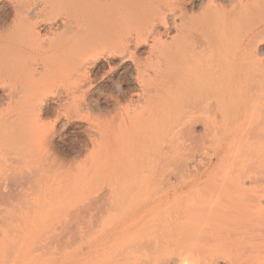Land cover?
<instances>
[{"label":"bare ground","instance_id":"1","mask_svg":"<svg viewBox=\"0 0 264 264\" xmlns=\"http://www.w3.org/2000/svg\"><path fill=\"white\" fill-rule=\"evenodd\" d=\"M12 1L0 17V264H264V0ZM105 55L129 85L114 81L96 108L87 68ZM69 127L66 154L55 141ZM235 134L255 150L247 177L231 171L235 157L215 166ZM95 173L111 193L133 189L109 201L145 228L93 250L95 239L62 229L65 189ZM18 230L26 240L7 259Z\"/></svg>","mask_w":264,"mask_h":264},{"label":"rangeland","instance_id":"2","mask_svg":"<svg viewBox=\"0 0 264 264\" xmlns=\"http://www.w3.org/2000/svg\"><path fill=\"white\" fill-rule=\"evenodd\" d=\"M223 1H226V0H223ZM228 1L229 0H227V2ZM13 3H14V1H12V0H0V17L2 16V18L5 19V18H7L9 13H12ZM195 3L197 4V2H195ZM36 6L39 7V5H36ZM258 11H257V16H258ZM263 13H264V10H261L259 12L258 17H261L263 15ZM58 24H60V22ZM56 26H54V28ZM49 27H50V25L48 23L45 26H42V25L37 26L38 30H40L42 32V34L46 33L47 30L49 29ZM258 46H259L258 49L262 52V50H264V41L262 42L261 40H259ZM110 63H111V65L117 64V63H119V59L110 58V56L105 55L98 62H96L92 65H89V67L87 68L89 71L88 74L90 75L91 80H93V82H92L93 87L88 92L87 97L90 100V104L91 105L94 104L92 106L96 105L97 106V107L95 106L96 108H101L104 106L106 107V105L107 106L109 105L110 102H109V98L107 97L108 96L107 93L109 94L110 89L114 87V85L112 84L114 81H117V82L120 81L119 83L122 82V84H124L123 86H125V87L129 85L127 83H124L123 79H121V77H120L121 73L119 75L118 73L110 74V72H108V73L106 72L109 70ZM120 71H122V70H119V72ZM104 72H106V73H104ZM122 75H123V73H122ZM110 78H112V79H110ZM3 90H4L3 88L0 89V96L3 95L2 94L4 92ZM106 102H108V103H106ZM1 103H2V101L0 100V105H1ZM42 109L44 112V115H43L44 121L46 123H53L55 121V118H56L55 116H56L57 106L55 104H53L52 101L44 102ZM64 121L65 120L61 119L57 122L56 127L58 130H61V127H62V124L64 123ZM244 123L245 122H242L240 124V125H242V128L244 127ZM71 130H73V131H71ZM244 130L246 132H249V135L253 136V133H254L253 129L249 130V128H244ZM63 133L65 134L66 137L64 136ZM67 134L69 136H67ZM75 138H76V128L69 127L67 129V131L62 132V135L60 137L56 138L57 141H55V144H56L59 151H61L62 153L66 152V154H68V152L70 153V151H71V146H72V143L75 141ZM211 138L212 139L215 138V135H211ZM240 138H242V135L240 136L239 134H235L234 136H232L231 139L233 142V147L229 151L225 150L222 154L224 159H226V157H228V156L230 158L228 157V159L225 160L226 162H224V160H222L223 159L222 158L221 161L219 160L217 163L215 162L216 163L215 166H216V169H218V170L220 169V170L226 171L229 169V164L227 162L230 161L231 158L235 157V159L233 160V163H232L231 171L236 172V173L246 172L245 174L247 177V176L251 175L254 171L253 167H251V166H253V163H254V159H255L254 151L255 150H253L254 148L252 147L253 145H252L251 139L246 140V141L243 140V141L237 142L240 140ZM70 142H71V144H70ZM64 143H65V145H64ZM68 144L71 146H69ZM246 163H250L251 165L249 167L244 168V165H246ZM247 173H248V175H247ZM240 175L241 174H239L238 176H240ZM108 176L109 175L105 176V174L99 176V173L84 175L83 177L86 178V180L81 181V182H84L82 184V186L78 187V186L74 185V187H72V188H70V186H67L68 188L65 189L64 198L66 199L65 201L67 203L65 206V216H64V220H63L62 232L66 235L67 238H74L76 236V238H80V237L88 238L89 237V239H95V242H96V243H94L95 245L93 244L91 246V248L93 250H95L96 245H98V248H100L101 247L100 244H102V247H103L105 241H107L108 239H110L112 237L124 236L130 232L143 230L145 228V227H140L137 224V222L134 224H133V222H130V220H129L130 210L128 209V207H126L124 205L123 206H115V205L110 203L109 200H110L111 196H114L116 194H121L122 196H125L127 198L134 191L132 188H126V189L121 190L120 192L111 193L110 190L106 189V187L103 186L104 183L107 182L106 179L108 178ZM98 178L100 179V181H102L101 183H102L103 187L101 186L102 188L98 191H87L85 188L87 186H91L93 184L92 181H94ZM246 184H247L246 187H248V185H251L249 181H246ZM210 190H211L210 186H208L204 189L205 192H209ZM79 192H80V194H85L86 198L84 200H82L81 202H79L77 205H67L69 199L75 197V195L79 194ZM250 192L253 193L254 189L250 190ZM262 192L264 193V190H262ZM263 193H262V197H261V205L264 206V203H263L264 202L263 201L264 200V194ZM232 209H233V212H235V211L238 212V210H239V208L237 206L233 207ZM52 210H53V205L52 204L48 205L47 212H48V216L50 218L53 217L52 216L53 215ZM141 213H142L141 210H139V209L136 210V214H137L136 216L137 217L140 216ZM232 219H234V218H232ZM241 222L243 223L242 220H241ZM231 230H233V231H231ZM235 230H236V228L234 229L232 227L229 231L231 233H234ZM250 230L251 229L248 228V226H242L241 228L237 229L235 231V233L237 234V231H238L240 236H248V234L249 235L252 234V231L250 232ZM15 236H19V237L16 238V240L10 244V246H9L10 250L5 255L7 259L11 256V252L16 248L15 245L18 243H22L23 241L26 240V238L22 237L20 230L15 232ZM106 245H108V243ZM69 246H67V250L72 251V250L77 248L76 246H78V244H70ZM84 249H85V247H84ZM86 250L87 249H85V252H86ZM102 255L103 254L101 253L98 256H95L94 259H96V258H97V260L103 259L104 255L103 256ZM30 263L36 264V262L34 260H32ZM30 263H27V264H30Z\"/></svg>","mask_w":264,"mask_h":264}]
</instances>
